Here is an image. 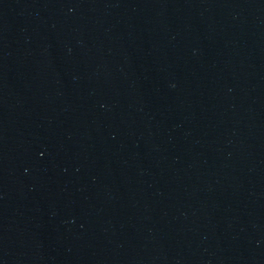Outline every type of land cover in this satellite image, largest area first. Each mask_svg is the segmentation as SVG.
Here are the masks:
<instances>
[{
    "label": "water",
    "instance_id": "95a60500",
    "mask_svg": "<svg viewBox=\"0 0 264 264\" xmlns=\"http://www.w3.org/2000/svg\"><path fill=\"white\" fill-rule=\"evenodd\" d=\"M0 264H264V0H0Z\"/></svg>",
    "mask_w": 264,
    "mask_h": 264
}]
</instances>
